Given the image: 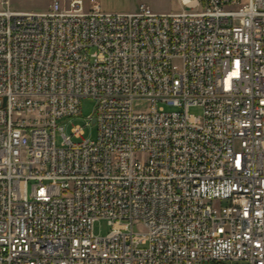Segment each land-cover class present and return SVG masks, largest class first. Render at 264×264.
Returning <instances> with one entry per match:
<instances>
[{"label": "built area", "instance_id": "2783aa9c", "mask_svg": "<svg viewBox=\"0 0 264 264\" xmlns=\"http://www.w3.org/2000/svg\"><path fill=\"white\" fill-rule=\"evenodd\" d=\"M90 3L0 0V264H264V0Z\"/></svg>", "mask_w": 264, "mask_h": 264}, {"label": "rangeland", "instance_id": "374dc122", "mask_svg": "<svg viewBox=\"0 0 264 264\" xmlns=\"http://www.w3.org/2000/svg\"><path fill=\"white\" fill-rule=\"evenodd\" d=\"M55 0H10L11 9L14 11L21 12H38L45 13L49 11L50 5ZM244 2L247 0H243ZM141 4H145L149 6L154 12L157 13H169L172 11H179L180 7L177 3V0H130V5L138 10ZM173 68L176 71H180L182 68L181 61L176 60L173 62ZM160 107H164L166 112L176 111L175 108L165 107L160 105ZM94 104L89 100H83L80 107V117L73 119H64L58 121V125L60 127H64V133L67 136L72 134V130L75 127L83 128L84 134L81 139H73L74 142H83L85 140L96 141L98 136L97 126L90 122V125H87V119L94 114ZM136 111L145 112L148 110V104L143 103L142 105L135 106ZM190 114L199 116L202 114V110L199 108L190 109ZM57 145L60 146L62 142L61 132H57L56 135ZM112 228L105 220L97 221L94 224V233L96 236L105 237L111 232ZM135 232H143V227L136 223L134 224ZM210 264V263H207ZM229 264V263H228ZM231 264H245L243 262L239 263H231Z\"/></svg>", "mask_w": 264, "mask_h": 264}, {"label": "crops", "instance_id": "0c3cea01", "mask_svg": "<svg viewBox=\"0 0 264 264\" xmlns=\"http://www.w3.org/2000/svg\"><path fill=\"white\" fill-rule=\"evenodd\" d=\"M62 4H67L71 0H58ZM88 5H90V1H95L101 11L105 13H122V14H128V13H134L137 10L133 6L130 5V0H84ZM142 5V4H141ZM179 11H172L169 13H158V14H172L177 13ZM157 13V12H155Z\"/></svg>", "mask_w": 264, "mask_h": 264}, {"label": "water", "instance_id": "95a60500", "mask_svg": "<svg viewBox=\"0 0 264 264\" xmlns=\"http://www.w3.org/2000/svg\"><path fill=\"white\" fill-rule=\"evenodd\" d=\"M94 123V122H93Z\"/></svg>", "mask_w": 264, "mask_h": 264}]
</instances>
